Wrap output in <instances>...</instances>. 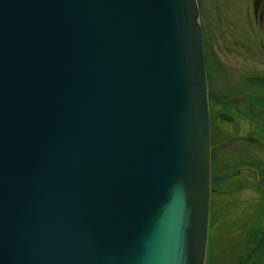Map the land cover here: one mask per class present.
<instances>
[{"label": "water", "instance_id": "water-1", "mask_svg": "<svg viewBox=\"0 0 264 264\" xmlns=\"http://www.w3.org/2000/svg\"><path fill=\"white\" fill-rule=\"evenodd\" d=\"M209 97L196 0H0V264H204Z\"/></svg>", "mask_w": 264, "mask_h": 264}, {"label": "flooded vegetation", "instance_id": "flooded-vegetation-1", "mask_svg": "<svg viewBox=\"0 0 264 264\" xmlns=\"http://www.w3.org/2000/svg\"><path fill=\"white\" fill-rule=\"evenodd\" d=\"M196 2L206 87L212 95L208 109L214 163L223 164L227 156L240 161L216 174L234 175L210 185L204 264H264V215L259 209L264 196L258 197L264 181L254 164L242 162L252 160V148H264V0ZM219 62L226 66L223 74ZM239 177L228 187L221 183ZM217 184L219 189L214 188ZM232 194L240 196L226 199ZM212 195L218 197L220 213L213 214Z\"/></svg>", "mask_w": 264, "mask_h": 264}, {"label": "rangeland", "instance_id": "rangeland-1", "mask_svg": "<svg viewBox=\"0 0 264 264\" xmlns=\"http://www.w3.org/2000/svg\"><path fill=\"white\" fill-rule=\"evenodd\" d=\"M222 63V62H221ZM219 62V64H221ZM221 67H222V74L224 73V69H226V66L224 64H221ZM217 78V77H216ZM217 80H219V78H217ZM222 81V80H221ZM223 84L221 83L220 86H222ZM223 87V86H222ZM252 146V145H251ZM252 155H250V157H252V160H243L242 162L247 165V164H254L255 168L258 169V174L261 176L262 180L264 181V148L263 150L260 148V147H256V148H252V151H251ZM211 163H210V166H211V171L210 173L212 175H216V174H220L224 171H227V170H230V169H233L236 167V165H238V163H240V161H238V158H232L230 156H227L226 158H224L221 162H223V164H216L214 163L215 162V158H216V155L213 153V151L211 150ZM244 159V158H243ZM248 159V158H246ZM236 178H233V179H228L227 181H223L221 182L222 185H225V187H228V185H230V181H232L231 183L232 184H235L237 183L236 181H239V180H242V177H239L237 178V180H235ZM213 184H211L212 186ZM219 184L215 185L214 188H218L219 189ZM245 196H249V192L247 193H244ZM240 195L238 194H232V195H228L226 197V199L228 198H235V197H238ZM263 196H264V188L260 189L259 188V192H258V197L261 199H263ZM213 200H215V202H213V206H212V211H213V214L214 213H220L219 209H218V206H219V200L217 199L218 197L215 195L211 197ZM259 209L262 211L261 213V216L264 215V202L262 201V203L260 204V207ZM231 211H234V212H239V210L237 209H231ZM263 220V219H261ZM264 221V220H263ZM262 229H264V226L262 225Z\"/></svg>", "mask_w": 264, "mask_h": 264}]
</instances>
